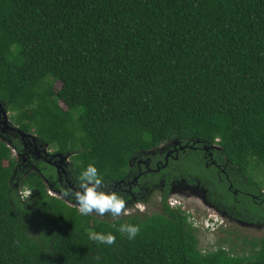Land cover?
Returning a JSON list of instances; mask_svg holds the SVG:
<instances>
[{
	"label": "trees",
	"instance_id": "trees-1",
	"mask_svg": "<svg viewBox=\"0 0 264 264\" xmlns=\"http://www.w3.org/2000/svg\"><path fill=\"white\" fill-rule=\"evenodd\" d=\"M0 102L22 132L70 156L78 183L90 163L104 182L120 180L133 157L174 139L216 143L255 175L264 0H0ZM188 217L165 198L141 217L82 215L38 174L23 177L0 141V264H264V239L247 254H233V242L209 251ZM121 223L140 233L130 241Z\"/></svg>",
	"mask_w": 264,
	"mask_h": 264
},
{
	"label": "flooded vegetation",
	"instance_id": "flooded-vegetation-1",
	"mask_svg": "<svg viewBox=\"0 0 264 264\" xmlns=\"http://www.w3.org/2000/svg\"><path fill=\"white\" fill-rule=\"evenodd\" d=\"M8 119L12 128L6 129L0 124V141L10 148L16 162V170L20 171L23 177L31 172L38 174L49 196L78 210L74 197L62 196L65 189L76 190L78 187V182L73 180L71 174L70 156L66 158L68 154L56 151L32 133L23 132L33 135L34 138L21 137L16 131L21 129L13 124L9 116ZM251 178V175H245L241 168L232 165L216 143L206 145L199 140L174 139L133 157L128 162L126 174L122 179L103 181L105 191H116L125 196L127 214L114 218L111 214L100 216L93 212L90 216L106 222H116L133 216L141 217L153 213L154 201H158L161 212L162 200L165 198L170 209L181 210L189 216V221H195L196 214L206 217L205 221L212 225L213 221H217L216 229L225 236L233 233L230 231L233 227H239L240 229L233 230H241L240 238L243 243L246 239L249 252L252 246L248 241L264 239V236L249 238L243 234V228L241 229L243 224L264 225V189L261 187L255 190L252 184L256 182ZM31 194L28 189L20 191L22 198L30 197ZM174 196L177 199H174ZM141 208L144 210L141 211ZM227 237L217 241L226 250L231 243Z\"/></svg>",
	"mask_w": 264,
	"mask_h": 264
},
{
	"label": "clouds",
	"instance_id": "clouds-1",
	"mask_svg": "<svg viewBox=\"0 0 264 264\" xmlns=\"http://www.w3.org/2000/svg\"><path fill=\"white\" fill-rule=\"evenodd\" d=\"M78 180L77 189H65L62 192V196L65 198L69 196L74 197L78 211L82 215L88 216L95 212L100 216L111 214L115 218L127 214V200L125 196L116 191L104 190L105 185L94 163H90L82 171ZM25 195H28V193H25ZM213 219L215 220V218ZM140 230L139 225L130 223H121L117 228V231L126 235L130 241L137 237ZM88 237L92 241L109 246L116 242V236L112 232L103 233L89 230Z\"/></svg>",
	"mask_w": 264,
	"mask_h": 264
},
{
	"label": "rangeland",
	"instance_id": "rangeland-1",
	"mask_svg": "<svg viewBox=\"0 0 264 264\" xmlns=\"http://www.w3.org/2000/svg\"><path fill=\"white\" fill-rule=\"evenodd\" d=\"M57 88V86H56ZM7 116L10 117V113L7 112ZM251 177L254 179V182L262 183V188L264 189V166H262L260 169H258V171L255 173V175H251ZM174 199H177L174 196ZM179 200V199H178ZM183 208H185V206H183ZM186 210H188L187 208H185ZM144 209L141 208V211H143ZM147 212V210L145 211ZM152 212H159V206H158V201H154L153 203V210ZM132 214H134V211H132ZM144 214V213H143ZM195 221L194 223L196 224V222H198V226L200 225L201 227H199L200 229H197V235L199 238V245L201 248H205L207 250H213L216 248L217 241H220L222 238L223 239H227L229 240V242H233L236 245L233 247V254H247L248 253V245L247 244H243L242 243V238H240L242 235V233L239 230H233V228L235 229H240L239 227H231L233 233L231 235H224L219 229H216V225H217V221H213V225L210 224L209 227L211 228H207L205 226V218L204 216H197V214L195 215ZM216 220V219H215ZM243 228V234L249 238H259V237H263L264 233L262 231H264V225H252V226H248V225H244L243 227H241V229ZM237 232L238 234H236L235 232ZM228 243V242H227ZM229 244V243H228Z\"/></svg>",
	"mask_w": 264,
	"mask_h": 264
},
{
	"label": "water",
	"instance_id": "water-1",
	"mask_svg": "<svg viewBox=\"0 0 264 264\" xmlns=\"http://www.w3.org/2000/svg\"><path fill=\"white\" fill-rule=\"evenodd\" d=\"M0 111H1V115H2V119L0 120V124L2 126L4 125L3 127L6 128V129L12 128L11 127V123L9 122V119H8V116H7V110H6L5 106L3 104H1V103H0ZM16 131L20 133L21 137L29 136L31 138H34L33 135H30V134L27 135V134L23 133L21 130H16ZM67 157H69V155H67L66 158Z\"/></svg>",
	"mask_w": 264,
	"mask_h": 264
},
{
	"label": "built area",
	"instance_id": "built-area-1",
	"mask_svg": "<svg viewBox=\"0 0 264 264\" xmlns=\"http://www.w3.org/2000/svg\"><path fill=\"white\" fill-rule=\"evenodd\" d=\"M210 222H206V224H205V226L207 227V228H210L209 226H210ZM212 225V224H211Z\"/></svg>",
	"mask_w": 264,
	"mask_h": 264
}]
</instances>
